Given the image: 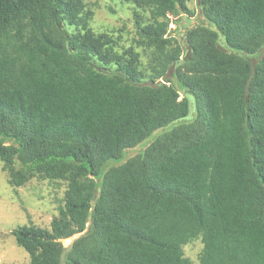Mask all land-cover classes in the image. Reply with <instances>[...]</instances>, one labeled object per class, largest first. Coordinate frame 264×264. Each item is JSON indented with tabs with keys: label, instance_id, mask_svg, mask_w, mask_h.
<instances>
[{
	"label": "trees",
	"instance_id": "16d2710c",
	"mask_svg": "<svg viewBox=\"0 0 264 264\" xmlns=\"http://www.w3.org/2000/svg\"><path fill=\"white\" fill-rule=\"evenodd\" d=\"M123 1L149 17L118 50L84 0H0L2 169L65 182L15 242L29 264H191L196 239L199 264H264V0H196L183 43L189 0Z\"/></svg>",
	"mask_w": 264,
	"mask_h": 264
},
{
	"label": "rangeland",
	"instance_id": "374dc122",
	"mask_svg": "<svg viewBox=\"0 0 264 264\" xmlns=\"http://www.w3.org/2000/svg\"><path fill=\"white\" fill-rule=\"evenodd\" d=\"M87 8L93 11L89 22L95 33L108 32L116 40L118 50L123 47L135 45L137 38V23L134 16L136 11L140 23L145 22L149 13L135 4L123 0H84ZM188 7L193 11L192 15L168 16L172 21L170 34L177 41L183 43L184 33L188 27L202 20L196 0H189ZM71 33L73 26H67ZM139 50V48H138ZM144 63L148 56L141 57ZM139 149L127 150V157L134 155ZM65 182L49 181L32 178L24 185L12 186L8 181V174L2 169L0 161V264H29V255L17 245L11 231L21 225H33L49 228L51 219L57 215L59 206L63 203ZM72 238L63 240L68 245ZM202 249L199 239L191 241L183 246V252L191 260V264H199L198 255Z\"/></svg>",
	"mask_w": 264,
	"mask_h": 264
},
{
	"label": "water",
	"instance_id": "95a60500",
	"mask_svg": "<svg viewBox=\"0 0 264 264\" xmlns=\"http://www.w3.org/2000/svg\"><path fill=\"white\" fill-rule=\"evenodd\" d=\"M64 254H65V252H63V253L61 254V262H63V256H64Z\"/></svg>",
	"mask_w": 264,
	"mask_h": 264
}]
</instances>
